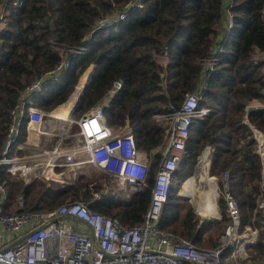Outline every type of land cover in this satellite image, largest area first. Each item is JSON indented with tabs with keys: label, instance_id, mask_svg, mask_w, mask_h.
<instances>
[{
	"label": "trees",
	"instance_id": "1",
	"mask_svg": "<svg viewBox=\"0 0 264 264\" xmlns=\"http://www.w3.org/2000/svg\"><path fill=\"white\" fill-rule=\"evenodd\" d=\"M223 2L0 0L4 23L0 30V151L11 122L10 111L24 90L65 59L69 60L66 71L32 99V105L50 114L60 110L80 83V94L69 113L77 118L101 102L120 80L122 89L104 107L105 120L117 130L125 117L129 118L137 148L150 157L148 174L145 184L129 198L109 194L91 209L127 228L140 224L150 204L164 137V128L153 116L162 111L161 107L178 108L185 95L202 83L200 62L216 46L222 30ZM125 11L127 17L118 20ZM230 11L235 17L234 33L215 71L206 79L198 105L211 111L207 119L196 118L190 126L184 154L161 211L160 229L199 248L216 246L227 226L226 218L199 224L193 208L176 195L193 174L205 146L215 143L210 175L220 178L228 173V190L240 209V231L258 229L255 244L247 249L255 251L261 260L264 210L257 207V199L262 168L256 142L243 120L246 106L264 101V62H253L255 50L264 52V0H231ZM80 46L89 48L85 54L72 57L71 50ZM165 51L169 62L163 67L158 58ZM247 118L264 135V110L251 112ZM86 180L80 175L64 186L45 178L25 182L0 168L4 212H48L73 199L89 200L103 190V183ZM20 197L22 206L18 205ZM218 206L225 210L223 199ZM231 251L232 247L225 250L222 264Z\"/></svg>",
	"mask_w": 264,
	"mask_h": 264
},
{
	"label": "built area",
	"instance_id": "2",
	"mask_svg": "<svg viewBox=\"0 0 264 264\" xmlns=\"http://www.w3.org/2000/svg\"><path fill=\"white\" fill-rule=\"evenodd\" d=\"M223 1L222 30L216 46L210 56L200 62L202 83L195 92L185 95L178 108L172 105L161 107L162 111L153 116L164 128L159 147L161 159L151 188L149 207L144 220L136 226L124 227L117 219L91 209L93 203L109 194L129 198L145 184L148 174L150 157L137 148L129 118L126 116L124 124L117 130L105 120L104 107L120 92L122 82H114L102 101L79 117L73 118L71 112L62 121L61 129L53 133L39 130L38 127L51 112L32 105V99L50 81L60 77L59 73L66 71L69 60L65 59L56 70L47 72L24 90L10 111L11 122L0 151V168L16 179L29 182L32 178L53 179L49 171L57 176L69 174L75 179L77 172L87 166L122 185L128 183L130 187L124 191V196L120 189L110 193L97 192L89 200L73 199L48 212L6 214L4 188L0 184V226L12 234H23L12 245H0V264H222V256L229 247H232L229 258L234 264H264V256L261 260L247 259L246 249L255 244L258 229L246 227L244 232L240 231V209L228 190L227 172L220 177L223 187L219 196L224 201L223 217L227 226L214 248L196 247L192 241L160 229L161 211L169 195L173 173L184 154L190 126L196 118L207 119L211 111L208 107L198 108L206 79L215 71L235 30L231 0ZM127 13H120L117 19L124 20ZM2 17L0 14V30L4 26ZM88 48H75L71 50V56L83 55ZM158 61L163 67L168 64L166 51ZM253 62H264V52L255 50ZM260 110H264V101L246 106L243 123L251 130L256 154L260 157L262 182L257 207L264 210V154L255 139V131L262 132L247 118L251 112ZM30 125L37 126L36 136L31 139L28 137ZM71 129L74 131L71 132ZM18 205H23L22 197ZM261 229L264 247V220Z\"/></svg>",
	"mask_w": 264,
	"mask_h": 264
},
{
	"label": "rangeland",
	"instance_id": "3",
	"mask_svg": "<svg viewBox=\"0 0 264 264\" xmlns=\"http://www.w3.org/2000/svg\"><path fill=\"white\" fill-rule=\"evenodd\" d=\"M92 71H93V68L91 67V71L89 73L90 75H91ZM88 72H89V70L86 72V74H88ZM89 80H90V78H89ZM63 106H62V110H63ZM57 124H60V121L53 119L52 122L50 123V125L48 127L51 128L53 125H57ZM73 131H74V129H71V132H73ZM194 168H196V166ZM80 175H85L87 177V180L86 181H89V182L92 181V182H95V183H98V182L103 183V185H104L103 190H101L98 193H106V192L110 193L112 190L115 191V190L120 189L121 195L124 196V191L128 190L129 187H130V185L128 183H125V184L122 185L121 183H119L115 179H109L108 177H105L104 175L99 174V172L95 168H88L87 166L77 172V175H76L75 179L77 177H79ZM71 178L72 177H70L69 174L68 175L67 174H64V175L61 174L60 175V178H53V179H51V181H55L60 186H64L66 184H69V183L74 182L75 179H73V178L71 179ZM208 185L209 184L207 182H201L200 181V175H199L196 178L195 186H194V189H195L194 201L192 202V199H190V198L184 199V198L179 197V200L185 201V202L189 203V205L193 208V211H194V213L196 215V218L198 219L199 224L201 222L200 221L201 214H200V212H199L198 209H199V206L203 202L202 193H205V192L208 191ZM181 186H180L179 190L177 191L176 195H178V193L181 194ZM182 195L183 196H186V195H184V193ZM218 196H220V191H217L216 192V202H217V208H218L217 210H218V213H220V214L218 215V217L217 216H213V215H206L203 219H205L208 216L215 217V218L217 217L216 219H213V220H220V219L223 218V211H221L219 209V206H218V204H219V201H217L218 200ZM117 197L120 198L119 196H117ZM208 220H212V219H205L202 222H205V221H208ZM258 234L259 233L257 232V235ZM219 237H218V239H219ZM246 254H247V259L249 261L256 260L258 258L257 253L255 251H253L251 253L250 250L246 249ZM223 262H225V264H234V263H232L230 261V258L226 259V261H223ZM240 264H244V262L243 263H240Z\"/></svg>",
	"mask_w": 264,
	"mask_h": 264
},
{
	"label": "bare ground",
	"instance_id": "4",
	"mask_svg": "<svg viewBox=\"0 0 264 264\" xmlns=\"http://www.w3.org/2000/svg\"><path fill=\"white\" fill-rule=\"evenodd\" d=\"M81 88H82V84L80 85V83H79V85L77 86L76 90L73 93V96L63 106V110L67 109V117L70 115L69 113L73 108V105L77 99V96L80 94ZM49 115H50L49 117L44 118L42 124L40 125V127H38L39 130L42 132L46 131V126H49L53 119L58 120L60 122L63 121L61 119H58L59 115H55L54 113L49 114ZM30 126L37 127L34 125H30ZM52 132L53 131H51L50 133H52ZM255 139L257 140V142L259 144L260 152L262 154H264V135L262 133H259L258 131H255ZM210 153H211L210 146H207V148H205L203 156L206 157L207 155H210ZM49 174L54 178H60V176H57L52 171H49ZM210 180H211V177L209 175H207V173L201 174L200 181L201 182H207L209 184L208 185V191L205 193H202L203 202L199 206V210H200L202 216L217 213V211H218L217 210L218 209L217 204H216V189H215V186L214 187L211 186ZM191 183H194V186H195V180L193 178H190L187 181L186 185L182 187L181 193L182 194L184 193V195H187L189 198L192 199V202H193L194 196H195V189H194V186H191Z\"/></svg>",
	"mask_w": 264,
	"mask_h": 264
},
{
	"label": "crops",
	"instance_id": "5",
	"mask_svg": "<svg viewBox=\"0 0 264 264\" xmlns=\"http://www.w3.org/2000/svg\"><path fill=\"white\" fill-rule=\"evenodd\" d=\"M55 115H59L58 119L65 120L66 117H67V109L62 110V108H61ZM61 124H62V122H60V124L53 125V127H51V128L46 126L45 133H50L51 131L61 129L60 127L63 125V124L62 125ZM36 131H37V127L29 126V130H28L29 139L34 138L36 136V133H37ZM207 146H210V145H207ZM207 146H205V148H207ZM205 148H204L201 156L197 160L196 168H195L193 174L186 180L185 184L184 185L182 184V185L185 186L187 181L190 178H193L196 181V178L199 175L201 176V174L207 173V175H209L213 179V181L211 183H212V186H215V189H216V192H217V191H220L222 189V187H223L222 183H221V178H217V177L211 176L210 172H209L211 158H212V155H213V152H214V149H215V143H214L213 147L210 146L211 153H210V155H207L206 157L203 156ZM32 179H36V178H32ZM183 186H181V190H182ZM179 195H181V194H179ZM185 197H187V196H185ZM187 198H189V197H187ZM218 200H219V196H218ZM216 204H217V202H216ZM218 215H219V213L217 211V214L213 215V216H217L218 217ZM205 216H201V219H200L201 222L205 220V219H203ZM22 237H23L22 233L21 234H12V233L8 232L4 227L0 226V245L1 246L12 245V244L16 243L18 240H20Z\"/></svg>",
	"mask_w": 264,
	"mask_h": 264
},
{
	"label": "water",
	"instance_id": "6",
	"mask_svg": "<svg viewBox=\"0 0 264 264\" xmlns=\"http://www.w3.org/2000/svg\"><path fill=\"white\" fill-rule=\"evenodd\" d=\"M177 196H179V197H181V198H184V199H187V197H185V196H182V195H179V193H178V195Z\"/></svg>",
	"mask_w": 264,
	"mask_h": 264
}]
</instances>
